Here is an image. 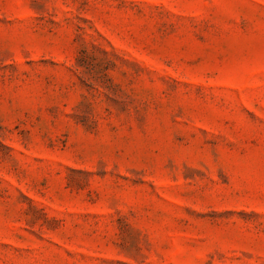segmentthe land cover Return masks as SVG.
<instances>
[{
	"label": "rangeland",
	"instance_id": "374dc122",
	"mask_svg": "<svg viewBox=\"0 0 264 264\" xmlns=\"http://www.w3.org/2000/svg\"><path fill=\"white\" fill-rule=\"evenodd\" d=\"M0 264H264V0H0Z\"/></svg>",
	"mask_w": 264,
	"mask_h": 264
}]
</instances>
